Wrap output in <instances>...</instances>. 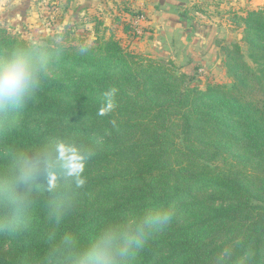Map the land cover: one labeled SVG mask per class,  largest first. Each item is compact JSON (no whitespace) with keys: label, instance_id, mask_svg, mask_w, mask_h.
<instances>
[{"label":"trees","instance_id":"trees-1","mask_svg":"<svg viewBox=\"0 0 264 264\" xmlns=\"http://www.w3.org/2000/svg\"><path fill=\"white\" fill-rule=\"evenodd\" d=\"M235 20L249 58L264 59V8ZM43 39L57 49L47 74L0 108V172L63 142L85 152V182L49 189L42 171L24 217L0 230V264H43L65 235L85 246L104 225L161 207L169 221L147 227L123 264H264V68L229 43L231 86L202 89L114 36L91 46L64 25ZM30 42L0 27V58ZM107 89L114 107L101 114Z\"/></svg>","mask_w":264,"mask_h":264},{"label":"clouds","instance_id":"clouds-1","mask_svg":"<svg viewBox=\"0 0 264 264\" xmlns=\"http://www.w3.org/2000/svg\"><path fill=\"white\" fill-rule=\"evenodd\" d=\"M56 44L59 45L58 40ZM56 53V48L33 39L0 58V108L19 106L32 95L47 74ZM115 95V89H107L103 93L101 114L113 109ZM86 159L81 148L63 142L31 155L18 154L9 170L0 172V205L7 209V215L0 216V230L24 217L30 202V191L42 171L48 175L49 189H55L62 180L71 181L79 187L85 182L83 170ZM54 215L59 219V213ZM170 217V210L161 207L141 219L108 223L85 246H80L71 235H65L62 247H53L43 264H123L145 229L166 224Z\"/></svg>","mask_w":264,"mask_h":264},{"label":"rangeland","instance_id":"rangeland-1","mask_svg":"<svg viewBox=\"0 0 264 264\" xmlns=\"http://www.w3.org/2000/svg\"><path fill=\"white\" fill-rule=\"evenodd\" d=\"M117 2L112 1L109 5H98L88 9L79 5L78 0H28V3H25V0H0V27L11 35L29 41L33 39L43 41V38L52 34L54 30H60L64 25H68L75 36L83 37L91 46L96 45V39L114 36L121 40L126 49L151 60L160 61L176 74L185 73L193 76L192 84L202 89L207 83L231 86L232 77L228 69L229 57L232 56L233 50L231 45L226 43L220 45L218 51L221 64L218 65L211 53L157 50L152 45L154 38L144 32V26L140 27L133 21L136 17L126 16L121 11L123 5L120 8ZM134 33L136 36L132 38L130 34ZM239 42L243 44V46L240 44V52L245 62L253 69L264 68V59L255 61L249 58L248 45L241 40ZM204 55H208L209 63L215 65L214 67L200 60ZM191 221L192 219L182 223Z\"/></svg>","mask_w":264,"mask_h":264},{"label":"crops","instance_id":"crops-1","mask_svg":"<svg viewBox=\"0 0 264 264\" xmlns=\"http://www.w3.org/2000/svg\"><path fill=\"white\" fill-rule=\"evenodd\" d=\"M112 1H118L120 8L123 5V12L124 7L140 12L133 21L144 26V32L154 38L152 45L157 50L211 53L217 65L221 64L220 45L241 40L242 25L235 19L247 11L264 8V0H78V3L93 9ZM207 56H201L200 60L214 67Z\"/></svg>","mask_w":264,"mask_h":264}]
</instances>
